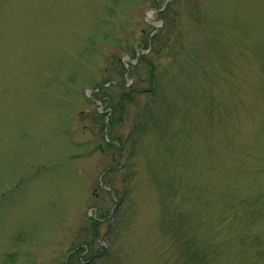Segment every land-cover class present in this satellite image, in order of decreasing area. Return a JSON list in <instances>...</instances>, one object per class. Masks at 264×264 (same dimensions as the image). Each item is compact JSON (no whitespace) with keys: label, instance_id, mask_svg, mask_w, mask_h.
<instances>
[{"label":"rangeland","instance_id":"rangeland-1","mask_svg":"<svg viewBox=\"0 0 264 264\" xmlns=\"http://www.w3.org/2000/svg\"><path fill=\"white\" fill-rule=\"evenodd\" d=\"M184 248L264 264V0H0V264Z\"/></svg>","mask_w":264,"mask_h":264},{"label":"trees","instance_id":"trees-1","mask_svg":"<svg viewBox=\"0 0 264 264\" xmlns=\"http://www.w3.org/2000/svg\"><path fill=\"white\" fill-rule=\"evenodd\" d=\"M169 5H167V6H164L161 10H160V15L162 16V17H164V18H168V12H169ZM169 30V29H168ZM163 31H165V29L163 30ZM159 33H160V30L159 31H157V32H155L153 35H154V37H152L153 38V40L150 42L151 44H153V43H156V45H157V43H158V41H160V40H158V38H159ZM164 35H165V33H164ZM166 36V35H165ZM147 42H149L148 40H147ZM158 45H159V43H158ZM155 47L156 46H152V51L155 49ZM151 50H150V52H151ZM131 52H133V53H135V50H134V48H131V50H130ZM155 51V50H154ZM149 53V52H148ZM145 55H143L142 56V58H141V60H143L145 57H144ZM125 71H126V68L124 67V66H121V69L119 70V73H120V75L121 76H124V74H125ZM111 83V82H110ZM108 84V82H106V83H104V84H102V85H98L95 89L97 90V91H99V93H103L104 91H106L107 90V85ZM112 86L113 85H115L113 82H112V84H111ZM159 89H161V87H157V85L156 86H152L151 87V89H149V91H147V92H149V94H151V95H154V93L156 94L157 92H158V90ZM138 92V89H136V88H134V87H125V93L121 96V99L119 100V101H116V102H111V107H112V110H113V112L116 114L117 112L118 113H120V114H122L121 112H122V110L121 109H123V108H125V106H126V104H130V103H132V102H134L135 101V93H137ZM157 94H161L160 93V91H159V93H157ZM123 105V107H121ZM121 110V112H119ZM148 115V114H147ZM149 116V115H148ZM150 117V116H149ZM151 117H154V116H151ZM114 121L115 120H113V117L111 116V119H110V122H111V124H113L114 123ZM107 145H109V144H107ZM174 195L171 193V197H173ZM172 216H174L173 214H171ZM171 216V217H172ZM174 230H176V232H177V234H178V236H177V238L179 237L180 239L181 238H183V237H185V235L186 234H184V222H180V223H178V225H177V227L174 229ZM166 234H168L171 238H173V236L170 234V233H166ZM178 238V239H179ZM188 240H192V238L191 237H188ZM184 249H186V248H184ZM184 253H183V256H184V264H187V263H191V264H202V258H203V255L202 254H200V253H198L199 251H197V250H194V251H192V250H190V249H186V250H184L183 251ZM183 264V263H182Z\"/></svg>","mask_w":264,"mask_h":264},{"label":"flooded vegetation","instance_id":"flooded-vegetation-1","mask_svg":"<svg viewBox=\"0 0 264 264\" xmlns=\"http://www.w3.org/2000/svg\"><path fill=\"white\" fill-rule=\"evenodd\" d=\"M103 220H104V219H103ZM86 252H88V250H87Z\"/></svg>","mask_w":264,"mask_h":264}]
</instances>
